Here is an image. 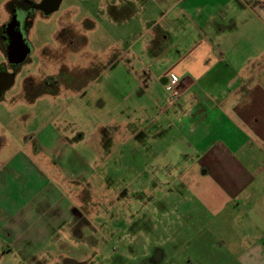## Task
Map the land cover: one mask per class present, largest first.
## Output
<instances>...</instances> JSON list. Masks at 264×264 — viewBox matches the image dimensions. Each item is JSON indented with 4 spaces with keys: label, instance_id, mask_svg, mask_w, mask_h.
<instances>
[{
    "label": "crops",
    "instance_id": "1",
    "mask_svg": "<svg viewBox=\"0 0 264 264\" xmlns=\"http://www.w3.org/2000/svg\"><path fill=\"white\" fill-rule=\"evenodd\" d=\"M0 1V9L7 8L6 18L0 19L3 55V24L12 8L11 0ZM200 1L108 0L103 6L106 19L122 26L117 48L111 46V58L100 62L103 69L97 77L74 88L95 112L111 99L108 113L95 117L89 139L102 132V147L109 130H116L118 153L133 146L135 175L143 171L154 186H185L172 195L188 193L182 198L185 210L181 208L187 218L185 232H193L189 222L196 215L194 238L185 240L197 249L191 260L264 264V0ZM39 15L50 14L37 9L30 34ZM130 25L131 41L130 29L125 32ZM68 27L77 31L72 23L63 30ZM63 30L56 36L59 48ZM84 34V43H89ZM41 49L46 56L51 45ZM171 74L180 79L182 96L176 104L166 87ZM119 77L128 84H119ZM106 79L108 84H99ZM102 88L110 89L111 96L98 94ZM133 97V116L112 118ZM4 101L6 95L0 98ZM50 127L23 146L9 143L8 137L10 147L0 145V247L27 258L76 221L75 202L70 200L75 193L60 185L71 171L66 155L75 160L80 176H93L98 169L71 153V139ZM192 190L197 211L191 212ZM162 231L168 233L167 227Z\"/></svg>",
    "mask_w": 264,
    "mask_h": 264
},
{
    "label": "rangeland",
    "instance_id": "2",
    "mask_svg": "<svg viewBox=\"0 0 264 264\" xmlns=\"http://www.w3.org/2000/svg\"><path fill=\"white\" fill-rule=\"evenodd\" d=\"M107 1L62 0L57 11L50 15H39L30 34L32 45L37 47V51L31 52L30 62L22 68L17 83L8 90L6 101L0 102L2 147L8 146L6 137L12 138L9 143L23 146L34 134L51 125L48 130L59 131L60 135L74 143L71 153L98 166V169H93V176H80L77 169L79 166L74 167L75 160L66 155L71 171L61 180L60 185L62 190L72 189L75 193L70 200L75 202L76 221L56 233L54 240L36 256L27 258L14 250L6 252L0 247L3 255L0 264H66L67 258L74 260L76 264H196L190 256H195L197 249L185 242L190 237L194 238L196 215L189 222L193 221L190 225L194 228L193 232H185L187 218L181 216V208L185 210L182 203H186V200L182 198L187 199L188 193L183 191L179 194L181 198L172 195L177 189L181 192V188L185 186L180 183L171 186L172 188L154 186L150 183L151 178L145 176L142 170V174L137 172L135 175L133 169L137 163L134 162L136 154L133 153V146L128 144L123 147L124 152L118 153L116 130H109V136L104 139L105 145L102 147L98 143L102 132H98L94 140L88 138L98 122L95 117L107 114L112 108L111 99L103 110L95 112L87 99L80 98L79 89L74 88L76 84L69 83L63 72L61 83L42 88L41 91L39 88L38 93L33 96L23 94L26 76L44 78L58 73L63 63L73 70L87 69L94 64L99 66L95 71L101 73L103 66L100 62L111 58V46L117 48L116 37L122 33L121 25L117 27L106 19L107 11L103 6ZM207 1L211 0L200 2ZM6 9H0V19L6 18ZM71 23L76 26L77 31L86 33L89 43H83L62 55L57 54L60 46L57 33ZM133 31V25L126 27L125 32H128L130 41ZM46 43L51 45V49L43 56L41 46ZM15 51L10 48L11 53ZM2 57L1 53L0 59ZM52 57L53 60H50ZM86 81L80 84H87L90 78ZM107 82L108 79L99 84H108ZM118 82L128 84L121 77ZM97 92L109 94L108 97L112 94L106 88L98 89ZM132 100L137 98L126 100L112 118L119 119L123 116L127 119L130 114H134ZM61 145V141L57 142V148ZM193 193L194 195L189 192L191 212L197 211L196 192ZM163 227H167L168 233L161 232ZM155 247H161L163 255L161 259L152 262L150 257Z\"/></svg>",
    "mask_w": 264,
    "mask_h": 264
},
{
    "label": "flooded vegetation",
    "instance_id": "3",
    "mask_svg": "<svg viewBox=\"0 0 264 264\" xmlns=\"http://www.w3.org/2000/svg\"><path fill=\"white\" fill-rule=\"evenodd\" d=\"M32 0H11L12 12L10 18L3 24L2 42L6 51L0 59V98H4L8 90L13 88L17 83V77L22 68L30 62L32 44L29 40L32 20L34 19L37 7ZM64 45L57 49V54H64L84 43V34H80L71 27L66 28L62 32ZM10 48L16 51L11 53ZM49 51V50H48ZM47 51V52H48ZM54 57L50 58L53 60ZM99 66L92 65L87 69L73 70L66 63L60 65L59 72L38 79L34 76H26L23 84L25 85L23 94L25 96H33L45 87L55 86L54 84L61 83V74L66 77V80L73 84L87 82L89 78L97 77L99 72L95 71ZM94 72L93 74L90 72ZM89 76V78H88ZM88 78V79H87ZM71 80V81H70ZM83 80L82 82H80ZM88 84V83H87ZM162 256V250L155 247L153 254L150 257L152 262H156ZM66 264H76L74 260L66 259Z\"/></svg>",
    "mask_w": 264,
    "mask_h": 264
},
{
    "label": "built area",
    "instance_id": "4",
    "mask_svg": "<svg viewBox=\"0 0 264 264\" xmlns=\"http://www.w3.org/2000/svg\"><path fill=\"white\" fill-rule=\"evenodd\" d=\"M180 79L176 74H171L170 77L167 79L166 87L170 94V102L176 104L179 102L182 91L179 87Z\"/></svg>",
    "mask_w": 264,
    "mask_h": 264
},
{
    "label": "water",
    "instance_id": "5",
    "mask_svg": "<svg viewBox=\"0 0 264 264\" xmlns=\"http://www.w3.org/2000/svg\"><path fill=\"white\" fill-rule=\"evenodd\" d=\"M62 0H42L36 4L37 9H41L45 14H51L60 8Z\"/></svg>",
    "mask_w": 264,
    "mask_h": 264
}]
</instances>
